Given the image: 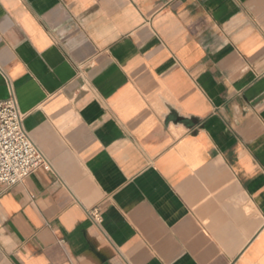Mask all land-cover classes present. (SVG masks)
<instances>
[{
    "label": "crops",
    "instance_id": "crops-1",
    "mask_svg": "<svg viewBox=\"0 0 264 264\" xmlns=\"http://www.w3.org/2000/svg\"><path fill=\"white\" fill-rule=\"evenodd\" d=\"M12 95L0 264H264V0H0Z\"/></svg>",
    "mask_w": 264,
    "mask_h": 264
},
{
    "label": "built area",
    "instance_id": "built-area-1",
    "mask_svg": "<svg viewBox=\"0 0 264 264\" xmlns=\"http://www.w3.org/2000/svg\"><path fill=\"white\" fill-rule=\"evenodd\" d=\"M24 115L16 98L0 101V185L7 188L22 183L38 170L53 171L52 166L25 130ZM96 224L102 222L98 208L88 210Z\"/></svg>",
    "mask_w": 264,
    "mask_h": 264
}]
</instances>
